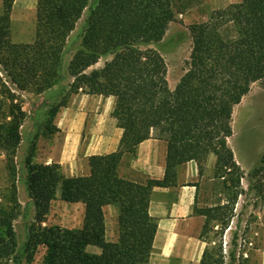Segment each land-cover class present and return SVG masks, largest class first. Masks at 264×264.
I'll return each instance as SVG.
<instances>
[{"label": "trees", "instance_id": "obj_1", "mask_svg": "<svg viewBox=\"0 0 264 264\" xmlns=\"http://www.w3.org/2000/svg\"><path fill=\"white\" fill-rule=\"evenodd\" d=\"M12 2L2 0L0 14V156L6 176L0 186V264H19L13 229L21 213L15 157L26 112L17 91L39 94L61 77L65 43L84 13L79 47L67 65L68 86L74 93L113 97L110 114L122 134L115 151L88 157L85 176L65 177L58 163L34 162L30 151L25 186L34 216L23 252L31 258L44 246V264H146L157 228L148 213L152 188L175 186L176 168L187 161H195L201 173L210 154L214 177L222 179L233 206L242 171L227 138L234 107L252 84L264 88V0L230 3L190 24L191 49L173 90L163 56L149 46L162 40L174 20L175 0H36L33 39L25 43L10 39ZM107 55L111 58L101 67L89 70ZM152 135L166 142L163 177L119 176L122 156H133ZM57 195L83 204L80 227L42 225ZM111 204L118 208L117 237L107 240L103 208ZM221 209L219 203L194 206L205 218L200 237L210 221L228 224ZM88 246L99 253L87 252ZM199 264H224L223 255L205 249Z\"/></svg>", "mask_w": 264, "mask_h": 264}, {"label": "rangeland", "instance_id": "obj_2", "mask_svg": "<svg viewBox=\"0 0 264 264\" xmlns=\"http://www.w3.org/2000/svg\"><path fill=\"white\" fill-rule=\"evenodd\" d=\"M238 1L240 0H175L174 20L169 23L162 40L149 46L155 48L165 60L166 79L170 90L175 88L185 71V61L191 49L189 25L205 20L210 12L215 9L223 8ZM84 17L85 13L77 21L65 43L61 77L49 89H46L41 100L35 93L17 91L22 106L25 108L26 117L30 116L33 127L31 130L28 126L26 129L23 127L20 131L23 132L24 141L18 146L17 158L15 159L18 167L17 187H19L18 199L21 204V213L14 220L13 229L19 264H44V257L47 253L46 248L41 245L33 251L31 258H28L23 252V243L27 237L28 226L33 222L34 216V206L28 197L25 186L26 159L30 151L34 153L33 140L29 141V139H36L37 130L42 126L51 129L52 119L58 107L73 103L79 97L78 94L81 90L74 93L70 91L68 86L70 78L67 65L72 54L79 47ZM28 28L29 32L24 33L26 38L22 41L30 42L33 39V26ZM15 34H17L16 30L13 36L10 35V39L15 43H22ZM110 58L109 55L101 57L89 70L101 67L105 60ZM231 127L232 134L227 138V142L233 151L234 160L242 171V177L237 188L238 195L231 207L227 199L228 193L221 186L222 179H203L205 183L200 189L196 206H213L219 203L222 206L223 218L225 220L229 218L228 223L232 216L234 218V225L229 232L226 229L230 224L223 227L218 220L210 221L207 233L201 237L206 243L204 250L207 249L208 254L213 256L223 255L224 264H228L230 253L233 256V264H249V262L244 261L243 256L244 253H248L250 247L254 246L251 231L256 209L263 211L262 221H264V88L260 83L252 84L249 92L234 107ZM27 138L28 140H25ZM212 174L214 176V166ZM5 184L3 156H0V186ZM228 184L229 181H227L226 186ZM51 204L52 206L42 225H58L67 229L80 227L83 218L80 204L65 202L58 195ZM112 213H106L105 237L107 240H114L117 237V221H115ZM220 219L222 218L220 217ZM225 243H227L226 252L224 251ZM86 251L99 253V249L94 246L86 247Z\"/></svg>", "mask_w": 264, "mask_h": 264}, {"label": "crops", "instance_id": "obj_3", "mask_svg": "<svg viewBox=\"0 0 264 264\" xmlns=\"http://www.w3.org/2000/svg\"><path fill=\"white\" fill-rule=\"evenodd\" d=\"M35 5L36 0H13L12 2L10 35L13 36L16 30L17 34L15 35L20 38L22 43L27 42L22 40L26 38L24 33L29 32L28 27L32 25L34 29ZM1 13L2 0H0ZM45 92L46 90L37 94L39 100ZM78 96L73 103L58 107L52 119L51 129L42 126L37 130L36 139H29L34 143L32 160L37 163H58L65 177L88 175L90 172L88 157L115 151L122 134V130L116 125V120L110 114L113 97L91 95L84 92H80ZM23 109L25 110L24 107ZM31 121L30 116L26 117L20 126V131L23 127L26 129L27 126L31 130L33 128ZM22 133L20 132L19 146L24 141ZM17 153L18 149L15 159ZM165 157L166 142L152 135L137 145L133 156H122L118 174L136 181H143L146 178L161 179L164 175ZM214 163L215 157L210 154L201 173H199L195 161L182 163L176 168L175 186L152 188L148 213L156 218L157 228L148 264L200 263L206 245L200 237L205 218L194 212V206L198 204L200 189L205 183L203 179H216L212 174ZM70 204H80L83 214L82 203ZM103 210L105 227L107 212H113V217L117 221L118 209L116 205H106ZM254 215L251 231L254 246L250 247L248 253H244L243 257L244 261L249 264H264L263 211L256 209ZM231 218L228 223L230 225L226 229L227 232L234 225L233 216ZM225 246L224 251L226 252L227 243Z\"/></svg>", "mask_w": 264, "mask_h": 264}]
</instances>
